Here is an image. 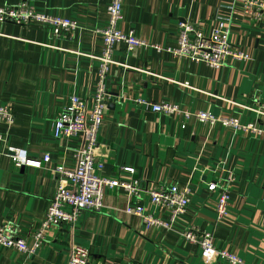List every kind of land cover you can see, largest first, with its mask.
<instances>
[{"label":"crops","instance_id":"crops-1","mask_svg":"<svg viewBox=\"0 0 264 264\" xmlns=\"http://www.w3.org/2000/svg\"><path fill=\"white\" fill-rule=\"evenodd\" d=\"M22 1L81 27L69 38H56L38 23H0V106L11 104L15 114L12 125L0 122V226L14 227L32 247L30 236L58 189L56 168L73 166L79 143L56 139L54 123L70 96L92 99L103 51L94 31L107 19L109 0H0V7ZM220 17L232 19L231 42L251 54V61L228 60L214 69L152 47L131 54L123 44L116 47L96 160L106 176L122 178L123 168H134L144 189L190 186L192 203L180 227L210 232L217 247L242 264H264V118L244 108L264 102V16H247L240 0H125L122 29L134 30L148 44L175 48L182 22L209 30ZM139 98L215 118L256 121L263 134L156 114L139 106ZM9 148L38 160L49 154L52 160L39 169L18 168ZM213 182L218 189L211 192ZM224 191L229 211L219 221ZM128 200L123 190H109L101 212L82 211L74 227L50 228L30 255L0 245V264H68L73 244L90 250L91 264H228L173 232L146 228L139 217L123 212ZM140 204L155 212L145 194Z\"/></svg>","mask_w":264,"mask_h":264},{"label":"built area","instance_id":"built-area-1","mask_svg":"<svg viewBox=\"0 0 264 264\" xmlns=\"http://www.w3.org/2000/svg\"><path fill=\"white\" fill-rule=\"evenodd\" d=\"M124 1L109 0L106 10L107 19L104 25L94 31L101 38L103 51L98 57L100 71L91 101L89 102L82 96H70L54 123L56 139L78 140L79 143L74 149L73 166L61 165L56 168V172L60 176L58 189L39 229L30 236L34 242L33 246L30 247L27 243L28 239L17 236L14 227L7 224L0 226V245L30 255L42 245L47 230L64 224L74 227L79 221L82 211L101 212L105 207L106 193L109 190L121 189L129 197L123 212L139 217L146 228L173 232L185 242L198 245L203 252L209 253L217 259L220 258L228 264H242L243 261L239 256L219 249L210 232L189 225L180 227L179 223L188 214L192 203L190 186L160 185L144 189L141 181L135 178L136 170L130 167L122 169L126 174L125 177L106 176L103 174V163L96 160V153L99 145V133L105 122L106 104L109 99L107 81L111 67L115 64L113 56L118 45L123 44L127 54L142 47H152L159 52L172 53L178 58L206 64L214 69L226 67L228 60L247 63L252 60V56L238 49L231 42L232 19L229 17L217 18L209 30H206L201 24L182 22L179 26L178 46L175 48L148 44L140 39L134 30L124 31L122 29ZM240 1L247 16L255 19L263 18L264 3L262 0ZM0 23H12L20 26L38 23L56 38H69L74 32L81 29L76 20L49 13L29 1L0 7ZM135 102L156 114L182 116L184 121L195 117L198 123L211 126L220 124L223 128L230 129L235 133L263 134L256 121L242 122L233 117L215 118L209 112H192L168 102L153 103L142 98L136 99ZM244 108L253 112L258 119L264 118V102L259 103L257 107L244 106ZM14 121L15 114L12 105L0 106V122L10 126ZM9 152L12 153V161L18 168L24 166L39 169L43 163H49L52 160L49 154L43 160H38L29 158L25 152L13 148H9ZM217 189L218 185L215 182L208 186V190L211 192ZM144 194L155 208V212H147L145 207L140 204ZM229 197L227 191L219 196L217 205L219 221H222L228 214ZM262 202L264 205V197ZM91 262L92 255L88 248L78 244L72 245L68 264H91Z\"/></svg>","mask_w":264,"mask_h":264},{"label":"rangeland","instance_id":"rangeland-1","mask_svg":"<svg viewBox=\"0 0 264 264\" xmlns=\"http://www.w3.org/2000/svg\"><path fill=\"white\" fill-rule=\"evenodd\" d=\"M105 121H106V118H105ZM104 124H105V122H104ZM102 128H103V126H102L101 129H100V133H101ZM100 133H99V134H100Z\"/></svg>","mask_w":264,"mask_h":264}]
</instances>
